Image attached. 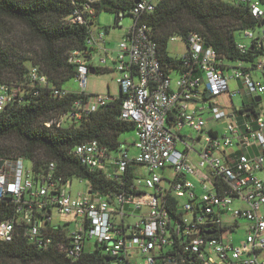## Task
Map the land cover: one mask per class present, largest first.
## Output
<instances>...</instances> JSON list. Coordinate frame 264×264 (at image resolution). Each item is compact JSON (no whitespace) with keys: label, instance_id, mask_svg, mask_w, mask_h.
<instances>
[{"label":"built area","instance_id":"2783aa9c","mask_svg":"<svg viewBox=\"0 0 264 264\" xmlns=\"http://www.w3.org/2000/svg\"><path fill=\"white\" fill-rule=\"evenodd\" d=\"M92 1L69 20H89ZM160 1L134 2V22L116 48L108 45L104 31H90L91 55L76 49L69 56L77 64L83 97L70 111L46 122L49 126L75 121L108 104L114 96L87 93L85 86L95 54L101 55L100 63L110 59L122 97L120 118L136 126L135 154L123 148L114 157L97 140L77 144L73 153L90 170H103L112 178L133 167V182L117 194L103 195L92 191L87 180L88 192L73 194L71 180L56 173L53 162L34 179L32 166L24 167L22 158H0V199L11 197L14 207L13 214L0 221V241H12L22 226L30 242L43 249L56 242L72 260L98 248L107 256L105 264H264V181L258 175L264 168V3L226 0L246 4L262 20L259 27L245 30L249 44L238 43L241 52L256 46L260 52L253 60L231 65L214 47L205 46L200 34L191 32L186 40L187 69L177 71L173 80L158 58L150 26L141 20ZM119 16L121 21L123 12ZM194 65L198 74H193ZM28 75L31 87L48 85L37 66H30ZM231 80H240L248 96H261L256 118L247 116L252 111L238 116L232 104L218 99L227 92L229 100L241 93L231 89ZM69 92L51 87L54 97ZM13 97L12 88L1 83L0 112ZM221 120L222 130L208 125ZM184 126L197 132L200 150L180 133ZM179 140L184 150L177 149ZM140 165L147 167V174L138 171ZM166 168L175 172L169 187L161 184L164 177L159 173ZM55 212L74 214L76 219L54 223ZM239 219L247 220L246 236L235 242L229 234L241 226Z\"/></svg>","mask_w":264,"mask_h":264},{"label":"trees","instance_id":"16d2710c","mask_svg":"<svg viewBox=\"0 0 264 264\" xmlns=\"http://www.w3.org/2000/svg\"><path fill=\"white\" fill-rule=\"evenodd\" d=\"M87 0H0V20H14L27 31L28 46L21 52L7 48L0 41V84H8L14 99L0 112V158L27 159L31 162L34 179L55 164L56 173L64 179L73 177L90 181L91 190L103 195H114L128 189L133 182V167L120 176L108 177L103 170H90L82 164L73 149L77 144L97 140L109 151L124 148L120 135L136 129L133 121L120 118L122 97L120 93L106 105L81 116L75 121L65 120L61 125L46 122L67 113L75 100L83 97L71 91L64 97H54L51 87L62 88L77 77V64L69 61L73 50L90 54L88 38L100 11L116 13L115 26L120 24L119 14L131 15L135 0H94L92 17L85 22H71L69 17L76 9H82ZM264 3V0H261ZM88 16L87 13H85ZM91 15V14H90ZM141 20L150 26L157 43V54L167 73L186 70V52L174 57L168 53V43L173 36L185 42L191 32L200 34L205 46H212L227 60H253L260 52L256 46L241 52L236 32L257 28L262 20L255 18L244 3L226 0H162L156 8L142 15ZM0 31L2 27L0 25ZM102 31V30H100ZM105 34L108 32L106 27ZM187 43V42H186ZM187 45V44H186ZM254 45V44H253ZM187 51V50H186ZM37 66L46 75L47 86H30L29 67ZM95 73L113 71L108 67L92 65ZM193 66V74H198ZM36 89L38 90L37 92ZM256 98V97H255ZM245 103L236 110L238 116L250 108L256 118L260 102ZM250 106V107H249ZM14 212L11 197L0 199V221ZM173 215L177 216L176 213ZM54 242L47 249L32 243L24 235L22 226L12 241H0V264H105L107 256L100 249L85 251L78 260H72L58 249Z\"/></svg>","mask_w":264,"mask_h":264},{"label":"rangeland","instance_id":"374dc122","mask_svg":"<svg viewBox=\"0 0 264 264\" xmlns=\"http://www.w3.org/2000/svg\"><path fill=\"white\" fill-rule=\"evenodd\" d=\"M116 21V13L102 10L98 13L96 18V24L92 26V30L94 32H97L98 30L104 31L105 28H108V32L106 33V39L108 40V45L110 47L116 48L118 42L122 38L123 34L127 31V29L133 24L134 17L131 15H125V17H122L120 21L119 26H115ZM0 25L2 27V31H0V41L9 49L15 51V52H21L23 49H25L26 46H28V41L26 40L27 31L26 28L20 24L17 21L14 20H8L3 19L0 20ZM264 28V27H263ZM255 35H258V29L252 30ZM236 41L237 43H245L249 44L250 40L245 36V30H239L236 32ZM187 46L186 42L181 38L177 37L175 39H171L168 43V53L171 56L174 57H180L183 56L186 52ZM100 54L96 53L93 58V63L95 66L98 67H108L113 69L114 63L109 59L106 64L100 63ZM231 65H237V62L232 61ZM177 71H172V78L177 76ZM116 76L117 72L113 69V71H99V72H89L87 75L86 80V86L85 91L87 93L95 94V93H109L112 96H117L119 94V86L116 82ZM231 89H240L241 93L239 96L233 97L234 105L236 107L241 106L243 103V100L245 99L247 102L251 101L250 96L246 94V89L242 86L235 85L234 81L230 83ZM63 88L71 91H81L82 87L80 85L79 79L77 77H74L70 80H68L64 85ZM228 92L224 93L222 96L218 97L220 101L226 100L230 101L228 99ZM206 117H208L210 114L208 111L204 113ZM209 126L216 127L219 130H222L224 127V123H222V120L219 122H211L209 121ZM180 133L184 136H189L194 138L193 148L196 149V151L201 149V144L196 139L197 138V132L188 126H184ZM136 138V130L132 129L127 132H124L120 135V140L123 142L124 149H128V153L130 156H133L135 154V148L133 146L134 140ZM185 144L181 142L180 140L177 142V149L184 150ZM120 151H113L111 152V155L116 157L120 155ZM192 156H196L197 152H192ZM24 167L29 168L31 167V162L27 159H24ZM138 171H142L144 174L148 173V169L145 166H137L136 167ZM159 173L164 177L162 180V185L165 187H169L170 181L173 180L175 172L173 168H166L165 170H159ZM258 175L262 178L264 181V168L258 172ZM69 190L73 194H77L79 192L86 193L88 192V182L85 179H80L78 177H73L71 179V186L69 187ZM76 219V216L74 214H64V215H58V213L53 214V222L58 223L63 221H69ZM239 222L241 226L238 228L237 231L230 232L229 237L232 238L235 242L240 241L241 239H244L246 236L245 227L247 225L246 219H239ZM70 231H73L74 229V222L70 224Z\"/></svg>","mask_w":264,"mask_h":264},{"label":"crops","instance_id":"0c3cea01","mask_svg":"<svg viewBox=\"0 0 264 264\" xmlns=\"http://www.w3.org/2000/svg\"><path fill=\"white\" fill-rule=\"evenodd\" d=\"M124 35V34H123ZM234 81V83H235V85H238V86H242L243 87V85H242V82L240 81V80H231L230 82H229V84L230 83H232ZM231 87V86H230ZM237 96H239V95H237ZM234 97H236V96H234ZM245 100V99H244ZM224 101H226V100H224ZM228 102V101H227ZM257 102H259V101H257ZM229 103L230 104H232L233 106H234V108H235V110H240V109H242L243 108V103L241 104V106H238V107H236L235 105H234V100H233V97H232V100H230L229 101ZM245 103H247V101L245 100ZM247 109H250V108H247ZM247 109H245V110H247ZM244 110V111H245ZM251 110V109H250ZM246 112V111H245Z\"/></svg>","mask_w":264,"mask_h":264},{"label":"water","instance_id":"95a60500","mask_svg":"<svg viewBox=\"0 0 264 264\" xmlns=\"http://www.w3.org/2000/svg\"><path fill=\"white\" fill-rule=\"evenodd\" d=\"M135 2H138V0H135ZM262 24H264V21L262 22ZM90 72H95L94 71V69L92 68V69H90ZM255 100L256 101H260L261 100V96H257L256 98H255ZM246 112H251V110L250 109H247V110H245ZM185 138L189 141V142H192L193 140H194V138H192V137H189V136H185ZM2 163H3V161H2V159H0V166L2 165Z\"/></svg>","mask_w":264,"mask_h":264}]
</instances>
